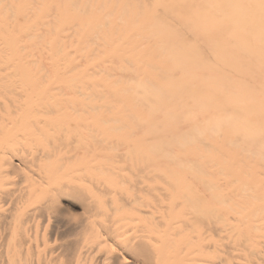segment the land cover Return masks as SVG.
I'll use <instances>...</instances> for the list:
<instances>
[{
    "label": "bare ground",
    "instance_id": "1",
    "mask_svg": "<svg viewBox=\"0 0 264 264\" xmlns=\"http://www.w3.org/2000/svg\"><path fill=\"white\" fill-rule=\"evenodd\" d=\"M0 264H264V0H0Z\"/></svg>",
    "mask_w": 264,
    "mask_h": 264
},
{
    "label": "rangeland",
    "instance_id": "2",
    "mask_svg": "<svg viewBox=\"0 0 264 264\" xmlns=\"http://www.w3.org/2000/svg\"><path fill=\"white\" fill-rule=\"evenodd\" d=\"M73 210H75V211H76V210L79 211L80 209H79V208H73Z\"/></svg>",
    "mask_w": 264,
    "mask_h": 264
}]
</instances>
